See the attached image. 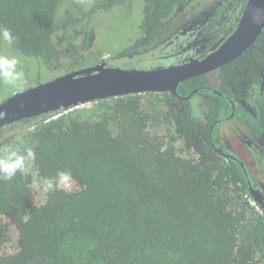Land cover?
I'll list each match as a JSON object with an SVG mask.
<instances>
[{"label": "trees", "instance_id": "16d2710c", "mask_svg": "<svg viewBox=\"0 0 264 264\" xmlns=\"http://www.w3.org/2000/svg\"><path fill=\"white\" fill-rule=\"evenodd\" d=\"M186 1L143 0L137 42L155 41ZM61 2L0 0V26L23 55L56 58ZM260 70L264 29L215 76L255 81ZM212 76L189 78L177 93L109 97L2 127L20 129L0 142V158L16 148L36 155L30 172L0 180V264H264V211L240 162L215 144L224 103L203 96ZM195 89L199 111L187 97ZM59 170L71 172L73 187L41 201L39 186ZM12 239L16 250L6 252Z\"/></svg>", "mask_w": 264, "mask_h": 264}, {"label": "rangeland", "instance_id": "374dc122", "mask_svg": "<svg viewBox=\"0 0 264 264\" xmlns=\"http://www.w3.org/2000/svg\"><path fill=\"white\" fill-rule=\"evenodd\" d=\"M217 0H187L185 5L176 11L175 15L165 24L160 38L152 45L141 46L137 41L141 35L140 24L143 19V0H130L126 4L123 0H62L57 13L54 42L60 50L56 59L42 60L40 57H27L17 51L13 44L0 41V56L16 57L20 63L18 70L25 73L26 82H17L15 86L5 83L0 79V102L11 95L23 90L28 81L48 82L68 72L93 66L96 62L106 59L112 67L150 69L160 64L166 54L165 44L170 41L177 28L195 15L194 12H202L212 8ZM247 0H243L244 3ZM199 15V14H197ZM3 28L0 26V30ZM180 30V29H179ZM164 33V34H161ZM172 45V44H171ZM168 50H174L169 46ZM162 59V60H161ZM28 77L30 79H28ZM264 97L258 96L262 106ZM92 105V104H90ZM85 105L81 107H87ZM80 108V107H78ZM244 116L243 118H239ZM263 112H258L256 118L250 111L242 108L237 111V117L220 126L221 136L228 135L235 138V129H239L242 121L260 132L264 125ZM248 121V122H245ZM243 126L240 127L242 129ZM20 128L7 127L1 130L0 142L11 137ZM235 148L242 154V147L235 141ZM253 174L252 167H248ZM38 188L39 199L43 201L46 193L42 191V185ZM70 187L66 189H71ZM65 188V187H64ZM7 219L5 220V222ZM12 229V228H11ZM13 239L16 240V231L13 230ZM13 239L6 246V252H14L16 244Z\"/></svg>", "mask_w": 264, "mask_h": 264}, {"label": "water", "instance_id": "95a60500", "mask_svg": "<svg viewBox=\"0 0 264 264\" xmlns=\"http://www.w3.org/2000/svg\"><path fill=\"white\" fill-rule=\"evenodd\" d=\"M264 29V0H248L234 33L203 59L150 69L120 68L99 63L74 70L48 82L16 92L0 102V128L43 114L90 105L97 100L136 93L172 91L197 75L223 67L237 59Z\"/></svg>", "mask_w": 264, "mask_h": 264}, {"label": "flooded vegetation", "instance_id": "af4514ba", "mask_svg": "<svg viewBox=\"0 0 264 264\" xmlns=\"http://www.w3.org/2000/svg\"><path fill=\"white\" fill-rule=\"evenodd\" d=\"M128 1L130 0H123V3L126 4ZM214 3L213 7L208 10H204L201 13L194 12L195 15L190 16L191 19H188L182 26L177 28L176 33L173 34L170 41L165 44V47L163 46L164 49H167L166 54L163 57L164 60L161 59L162 61L157 66L179 64L189 58L203 59L209 54L215 52V50L219 49L225 43V41L237 29L246 9L248 0L244 3V6L243 0H217ZM184 5L185 4L179 7L177 11ZM165 24L163 25L164 28ZM160 36L161 35H159L155 41H157ZM155 41L151 44H147V46L152 45ZM169 46L174 50H168ZM13 47L19 51L16 46ZM40 58L42 60H44V58L46 60L56 59L49 57ZM103 62L106 63V66H110L106 59L96 62L93 66ZM216 71L217 69L205 73L212 74L213 76L209 79L210 82L203 84L205 91H208L203 95L205 96V99L210 92L215 94L218 93L219 96L222 97L224 103L220 107L222 111L221 114L224 116L215 121V144L217 145L220 155L226 156L227 158H233L240 162L245 170V175L247 176L246 178L248 180V188L252 201L261 211H264V125L261 126V130L258 133L257 129L247 126L242 121L243 124L238 125L239 129L234 130L235 138L233 140L229 138L228 135H220V126L230 122L229 120L236 118L239 109L242 108L245 111H250L256 118H258V112H263L264 104L262 106L260 105L258 96L264 97V71L260 70V78H257L255 81H252L250 75H247L246 73H242L237 78L231 77L222 81L215 76ZM28 79L30 78L28 77ZM213 81L215 82L214 86H216V88H209ZM223 82H225V85L229 88L226 91V94L219 92L218 89ZM41 83L43 82H38L36 84L35 81H28L26 86L22 89L25 90ZM20 89L19 91H22ZM196 92H199V90L195 89L187 97L190 98L193 108L199 111L198 102H201V100H199L198 96L192 98ZM203 96L201 98H204ZM200 110L202 111L201 106ZM239 118L246 120L244 116ZM261 120L264 123V119L262 118ZM241 126H243L242 129H240ZM235 141L241 144V146L243 145L242 154H240L235 148ZM248 167H252L254 170L253 174Z\"/></svg>", "mask_w": 264, "mask_h": 264}, {"label": "clouds", "instance_id": "9594fccd", "mask_svg": "<svg viewBox=\"0 0 264 264\" xmlns=\"http://www.w3.org/2000/svg\"><path fill=\"white\" fill-rule=\"evenodd\" d=\"M0 41L12 44L14 36L8 29L0 30ZM20 63L16 57L0 56V79L5 83L15 86L17 82H26L25 73L18 70L17 65ZM35 152L32 148L9 149L6 154L0 158V180L12 181L18 173L24 174L30 172L29 162L35 159ZM73 182L72 174L67 170H59L51 179H45L42 184V191L49 193L61 186L70 187Z\"/></svg>", "mask_w": 264, "mask_h": 264}]
</instances>
